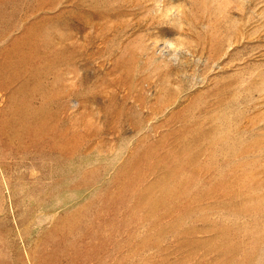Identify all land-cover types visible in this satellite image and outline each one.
Instances as JSON below:
<instances>
[{
  "label": "rangeland",
  "instance_id": "obj_1",
  "mask_svg": "<svg viewBox=\"0 0 264 264\" xmlns=\"http://www.w3.org/2000/svg\"><path fill=\"white\" fill-rule=\"evenodd\" d=\"M0 264H264V0H0Z\"/></svg>",
  "mask_w": 264,
  "mask_h": 264
}]
</instances>
